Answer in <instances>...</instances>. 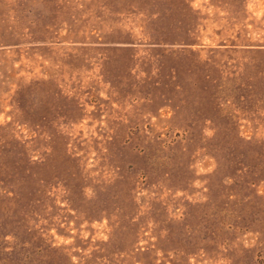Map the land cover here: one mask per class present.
Instances as JSON below:
<instances>
[{
  "label": "rangeland",
  "instance_id": "rangeland-1",
  "mask_svg": "<svg viewBox=\"0 0 264 264\" xmlns=\"http://www.w3.org/2000/svg\"><path fill=\"white\" fill-rule=\"evenodd\" d=\"M0 264H264V0H0Z\"/></svg>",
  "mask_w": 264,
  "mask_h": 264
}]
</instances>
